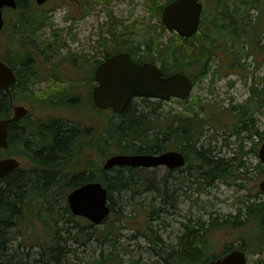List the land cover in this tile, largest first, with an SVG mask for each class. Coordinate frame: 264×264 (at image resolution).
I'll list each match as a JSON object with an SVG mask.
<instances>
[{
    "label": "trees",
    "instance_id": "16d2710c",
    "mask_svg": "<svg viewBox=\"0 0 264 264\" xmlns=\"http://www.w3.org/2000/svg\"><path fill=\"white\" fill-rule=\"evenodd\" d=\"M24 1H16L18 9L11 10L0 27V59L11 66L17 78L8 92L0 90L2 118L10 117L12 105L21 101L29 92L33 93L32 84L45 78L58 82L55 92H58L61 98L57 102L52 101L54 90H44L41 95L36 94L43 108L54 110L64 106L63 108L71 107L80 111L85 108L101 114L104 111L96 108L91 98L93 71L102 59L115 52L127 51L136 61L157 62L166 74L173 70L186 72L196 84L198 79L208 76L211 62L215 61L217 53L214 45L218 51H222L229 58L231 55L236 61L240 60L243 54H250L249 51H243L245 46L253 47L264 35V0H206L201 24L193 36L182 38L174 33L175 37L163 45L158 40L166 30L160 21V12L171 0H144L146 11L157 20L156 25H147L137 19L129 24H125L123 20H114V27L107 29L112 38L107 40L101 37V42L96 48L97 56L90 59L78 56L82 61L77 62V58L71 57L74 53L69 52L54 62L52 57L61 54L60 50L66 46L65 40L53 33L52 43L34 42L33 39L39 36L47 22L35 14L38 7L32 0L28 3L27 0ZM90 1L102 0H83L82 4L85 7ZM253 10H256L255 14H252ZM226 35L231 36L229 43L225 40L228 45H218L217 40L226 39ZM176 39L181 41L182 46ZM31 49L34 53L29 52ZM65 61L72 67L66 68ZM244 63L249 65L246 60ZM233 64L231 62L230 67ZM237 64L240 67L241 63ZM216 68H212V76L217 73ZM250 91L247 100L256 96L255 89L251 88ZM173 102L184 107L178 109L167 106V101L164 100H131L122 113L114 114L108 111L107 115L104 114L105 119L102 120L100 130L95 129V123L85 122V114L77 120H67L49 115L30 118V113L21 121L10 122L7 147L0 148V156L6 152L21 157L25 162L20 168L12 170L6 180L0 181V264H19L14 263L8 253L10 240L18 231L24 232L30 224L35 233V220L38 219L36 213L45 210L48 211V218H51L50 222L41 220L45 225L51 224L48 233L43 234L44 239L48 238V242L36 235L31 243L42 246L39 254L44 264H65L64 253L71 252L64 246L63 241L68 238H62L61 232L63 228H68L67 223L74 222L80 234L94 228L93 233L89 234L94 240L100 243L108 240V246L113 245L109 235L115 233L116 227L110 215L103 221L107 223L104 228H95L87 218L72 215L66 203L67 193L74 187L85 182L99 181L108 192L107 201L111 213L114 209L112 193H140L144 188H148L137 185L134 167L118 166L104 170L102 162L110 154H153L179 150L184 155L185 168L194 167L196 177H202L209 184H213L216 179L235 183L234 180L228 181L225 175L231 170H237L234 177L244 176L248 179L246 173L249 165L242 159V154L247 151L244 150L242 142L239 143L238 150L236 149L239 154L225 158L219 155V151L209 145L205 146L200 141L205 125L210 121L202 116L206 112L205 100L199 95H191L186 100L174 99ZM228 111L236 117L232 134L237 139L243 138L241 134L245 130H248L246 138L252 139L257 135L262 139L264 131L255 127L257 119L251 115L253 110L246 100L244 103L230 104ZM100 117L102 118L101 115ZM248 119L250 124L247 123ZM95 151L101 157L100 161L92 159ZM256 168L257 174L264 178V164L258 161ZM182 169L184 167L178 168ZM240 169L242 171H239ZM174 170L177 169L167 170V174L173 173ZM239 184L242 185L241 182ZM175 192L176 188L166 187L163 191H157V194L166 201L169 198V201L174 202ZM30 194L32 197H28ZM56 195L62 196L61 206L68 213L66 223L60 228L57 227V222L63 214L60 215L57 210L50 214L51 209L57 208L54 205ZM262 196L259 191L242 195L236 214L215 215L207 222H182L183 229L177 235L175 244H170L166 251L155 249V261L157 264H206L233 248L242 249L244 252L259 249L264 240ZM159 208L161 206L155 208L150 204L148 216ZM55 223L56 225H53ZM227 226L241 229L242 240L245 235L248 243L245 240L239 242L236 247H226L221 253L214 254L208 243V234ZM246 227L253 228L251 235L245 233ZM10 228L16 230L14 234L10 232ZM111 260L116 261L113 255L108 259L99 257L87 264H111Z\"/></svg>",
    "mask_w": 264,
    "mask_h": 264
},
{
    "label": "rangeland",
    "instance_id": "374dc122",
    "mask_svg": "<svg viewBox=\"0 0 264 264\" xmlns=\"http://www.w3.org/2000/svg\"><path fill=\"white\" fill-rule=\"evenodd\" d=\"M67 1V0H65ZM56 2V1H55ZM54 0L48 3L49 7H54ZM76 4V0H72ZM58 6L54 11L48 14L50 20L42 27L39 36L33 39L37 43H46L53 41V33L58 34L65 40L66 46L60 50L61 54L52 57V61L64 57L66 53L73 52L71 57L81 56V58H94L97 56L96 48L101 42V37L111 40L112 36L107 29L114 27V20L117 22L123 20L125 24H129L132 20L143 21L145 24L156 25L157 20L152 18L151 14L146 11L144 0H102L99 2L90 1L84 7V13H79L77 19H69L67 13L71 11V5H66L64 1H59ZM82 6V4H81ZM207 8H209L207 4ZM76 10V9H75ZM256 10L252 11L255 14ZM9 10L3 12V17L9 15ZM78 13V10L77 12ZM40 15V13H38ZM258 32V31H257ZM175 32L165 30L158 39L164 44H167L169 39H172ZM226 39L217 40V44L228 45L231 40L230 35H226ZM178 40V39H176ZM225 40L228 42L226 43ZM19 41V40H18ZM181 43V41L178 40ZM64 45V44H63ZM182 46V43L181 45ZM215 61L211 62L208 76L198 79L191 94L199 95L205 100V114L202 116L208 118L210 121L205 125L204 134L201 138L203 144L209 145L211 148L220 152L222 157L236 156L239 143H243L246 154H242V159L249 165V170L246 173L248 179L244 176L234 177L236 171H229L225 175L227 180L235 183H227L221 179H216L213 184H209L203 180L202 177H196V170L194 167L182 170H174L167 174V169L164 166L156 167H142L134 168L133 173L136 175L137 185L144 188L142 192H119L112 193L113 211L109 214L110 219L114 222L116 227L115 233L109 235L112 239V244L105 240L103 243L94 240L92 235L94 228L86 230V234H80L79 228L73 223H67L68 228L62 229L61 237H66L63 244L71 253H64L65 264H87V262L94 261L99 257L106 258L110 255L116 259L115 262L111 260V264H157L154 254L155 249L166 251L170 244H175L177 235L183 229L182 222L189 220L194 222L196 220L207 222L210 217L215 215L227 216L228 213L236 214L237 208L240 206V197L247 193L255 194L259 191L257 186L261 176L257 174L256 164H258V148L262 143L259 142L257 135L252 139L246 138L248 130H245L241 135L243 138L237 139L232 131L236 120L228 111L230 104L244 103L245 100L251 105L253 118L257 119L255 127L264 131V35H262L255 45L245 46L244 52L249 51L250 54L240 58V60L230 58L224 55L222 51H218L217 46L214 45ZM34 53V50H30ZM49 56V57H50ZM78 59V58H77ZM249 62L245 65L244 61ZM82 61L78 59L77 62ZM68 61H65L67 63ZM234 63L232 67L230 64ZM241 63L240 67L237 63ZM220 64V65H218ZM66 68H71L70 64L65 65ZM214 67H217V73L212 76ZM58 82L53 79H44L34 82L31 89L34 92H29L26 97L22 98L17 103H24L29 107L30 118L34 116H55L62 117L67 120H77L85 114V122L95 123L96 130H100L101 124L105 119L104 114H108V110H104L101 114L91 109H73L71 107H57L54 110H47L43 108L41 100L36 97V94L41 95L44 90H49L52 93V101L57 102L61 96L55 92ZM255 89L256 96L247 100L250 96V89ZM43 97V96H41ZM256 101V102H254ZM167 106L181 109L182 106L173 101H168ZM66 106V105H65ZM184 107V106H183ZM49 108V107H48ZM84 111V112H83ZM111 112V111H109ZM110 114V113H109ZM102 116V118L100 117ZM104 116V117H103ZM103 120V121H102ZM250 124V119L247 120ZM252 126V125H250ZM259 142V143H258ZM237 149V150H236ZM237 153V154H236ZM90 154V153H87ZM92 159L101 160L99 154L94 152ZM239 171H242L241 169ZM146 182V184H143ZM242 183L239 184V183ZM166 187L175 189V200L166 201L157 194V191H163ZM28 197H32L30 194ZM264 197V196H262ZM37 199V198H36ZM63 204L62 196L56 195L54 205L57 208L50 210L53 214L55 210L63 216L57 222V227H62L66 223L67 212ZM153 204L156 209L151 216L149 215V206ZM35 233L32 230L31 224L28 225L24 232L18 231L15 233L13 228L10 232L14 234L10 240V249L8 253L14 263L19 264H44L42 257L39 254L41 245H31L37 235L39 239L48 242V238L44 239L43 234L48 233L51 224L45 225L41 220L50 222L48 218V211L36 213ZM107 223L98 224L95 228H104ZM53 225H56L53 224ZM52 225V226H53ZM247 229V230H246ZM68 230V231H67ZM245 233H253V228H245ZM85 235V236H84ZM208 243L212 248L214 254L221 253L226 247H236L239 242L248 243L247 236L241 233V229H234L230 227H221L215 229L208 234ZM78 238V240H75ZM247 264H264V240L260 248L251 251L246 250Z\"/></svg>",
    "mask_w": 264,
    "mask_h": 264
},
{
    "label": "water",
    "instance_id": "95a60500",
    "mask_svg": "<svg viewBox=\"0 0 264 264\" xmlns=\"http://www.w3.org/2000/svg\"><path fill=\"white\" fill-rule=\"evenodd\" d=\"M38 4L45 0H36ZM16 8L15 0H0V27L3 24V8ZM202 0H172L161 10V22L168 30L176 31L182 37H189L199 25ZM95 84L92 98L99 109L111 108L114 113H122L131 99L144 97L169 100L170 98L186 99L193 87L188 75L173 72L163 75V72L152 62H135L125 51L113 53L102 59L95 68ZM17 78L13 69L0 59V90L9 91V86ZM13 114L8 118H0V146L5 147L7 130L11 121L21 120L28 113L25 105H14ZM259 156L264 162V141L259 147ZM185 163L184 155L180 151L168 150L158 154H112L106 158L102 168L112 167H154L164 165L176 169ZM20 165L14 157L0 158V178ZM260 191L264 193V179L258 183ZM108 192L99 181L85 182L69 192L67 203L74 215L88 218L93 224L102 222L109 213L107 204ZM207 264H246L244 252L231 250L225 255L211 260Z\"/></svg>",
    "mask_w": 264,
    "mask_h": 264
},
{
    "label": "flooded vegetation",
    "instance_id": "af4514ba",
    "mask_svg": "<svg viewBox=\"0 0 264 264\" xmlns=\"http://www.w3.org/2000/svg\"><path fill=\"white\" fill-rule=\"evenodd\" d=\"M15 1H17V0H15ZM19 1V0H18ZM22 2L24 1V0H21ZM56 1V2H55ZM59 1H64V3H63V5L64 4H66V5H71V7H73V8H71V11H73V13H67L66 14V16H68V17H70V18H74V19H77L79 16V13H84V4H82V2H83V0H76V4H73V2H71L72 0H67V1H65V0H54V2L55 3H53L55 6L56 5H58L59 3ZM25 2V1H24ZM29 2V0H27V3ZM32 2L35 4V6H37L38 8L36 9L37 10V12L35 13V14H38V13H40V18H42L43 20H44V22H49V20H50V17H48V14H50L51 12H53L54 11V7L52 8V7H49L48 6V3L49 2H52V0H45L44 2H41V4H38L37 3V1L36 0H32ZM202 3H203V8L205 7V5H206V1L205 0H203L202 1ZM26 4V3H25ZM81 4H82V6H81ZM18 8L16 7V9H15V11L17 10ZM76 9V10H75ZM8 11L9 10V12H11V8H8V7H6L5 9H4V11ZM77 10H78V13H75V12H77ZM4 23H5V18H4ZM9 175V174H8ZM8 177V176H7ZM7 177H2L1 179H0V181L1 180H6L7 179Z\"/></svg>",
    "mask_w": 264,
    "mask_h": 264
},
{
    "label": "bare ground",
    "instance_id": "6f19581e",
    "mask_svg": "<svg viewBox=\"0 0 264 264\" xmlns=\"http://www.w3.org/2000/svg\"><path fill=\"white\" fill-rule=\"evenodd\" d=\"M262 143H263V142H262ZM262 143H261V144H262ZM184 159H185V158H184Z\"/></svg>",
    "mask_w": 264,
    "mask_h": 264
}]
</instances>
